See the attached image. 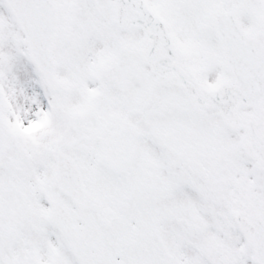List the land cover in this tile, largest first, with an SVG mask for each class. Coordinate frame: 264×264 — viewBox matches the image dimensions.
Returning <instances> with one entry per match:
<instances>
[{
	"label": "flooded vegetation",
	"instance_id": "1",
	"mask_svg": "<svg viewBox=\"0 0 264 264\" xmlns=\"http://www.w3.org/2000/svg\"><path fill=\"white\" fill-rule=\"evenodd\" d=\"M135 51L136 50L133 52L135 53ZM138 51L142 53L143 49L139 48ZM127 63L134 74L141 72L142 58L139 60L138 57L131 56L127 59ZM84 69L88 70L91 74H95L91 65H84ZM121 69H124L123 61H117V65H109V62H106L102 69L96 68L97 73L95 76L103 81L101 87L102 93L99 96L104 97L105 103H109L108 106L111 110L101 122L100 132L97 134L100 143L97 146L87 144L84 148L85 151L81 152L79 159L85 161L86 164V160L90 159L91 156H97L99 154L98 152L101 151L102 158L96 159H103L110 167L115 166L122 169L123 175H125V183L122 184L121 179V182L117 184L120 193L119 199L126 203L134 214H138L140 226L145 229L146 237L150 239L152 245H154V234L156 233L155 222L158 213L164 215L167 207L174 204L176 207H181V214L183 215L184 210L188 209L189 206V191L185 187L183 181L181 185L175 186L162 174L157 173L154 165H145L140 161L139 150L143 147L137 142L140 131L138 124L135 122V118L140 110L134 108L127 111L126 106L124 108H118L117 105H112L114 98L112 99L111 97L114 89H110V86H112L110 80L114 77L118 78V70ZM79 73L80 71L77 72L76 75H79ZM108 80L110 81L109 85L107 82ZM72 102L74 107V112L71 115L72 119L77 120V118L80 117L82 120H85L88 116V112H91L93 96L81 97L75 94L72 98ZM79 104L84 108V112L82 113L77 111ZM203 113L204 112H201V114ZM167 128L168 131L160 133L162 143L168 149L166 151L168 152L167 157L169 158V164L164 165V170L168 173L171 172L174 162L178 169V160H180L183 180L187 181L190 164L189 151L175 129L173 127ZM184 132L190 133V130L187 128ZM149 158H153V156L144 155V159L148 160ZM82 164L84 165V162H82ZM234 169L235 168H233V170ZM85 170L87 186L95 189L98 183L97 180L93 179V176H91L93 167L85 165ZM142 172H145L147 176ZM179 192L181 194L180 206L177 204L178 201L174 200L176 193L178 196L177 198H179ZM131 204L134 206H131ZM73 217L75 218V213ZM39 220H41L40 216ZM185 221L188 220L185 219ZM104 222L109 225L107 219H104ZM87 233L90 236L89 241H87V237L79 235L75 240L70 241V245L71 248L77 252V245L83 244L86 249H88L90 261L95 263L99 260L98 254L100 252L95 247L93 228L87 227ZM53 237H55L54 234Z\"/></svg>",
	"mask_w": 264,
	"mask_h": 264
},
{
	"label": "rangeland",
	"instance_id": "2",
	"mask_svg": "<svg viewBox=\"0 0 264 264\" xmlns=\"http://www.w3.org/2000/svg\"><path fill=\"white\" fill-rule=\"evenodd\" d=\"M253 1H255L253 8L262 12L264 0H252V5ZM89 3L94 5V0H90ZM10 19L7 17L0 20V102L7 118L17 127V121L29 125L31 121L48 116L50 110L41 98L42 79L30 61L24 35L15 21L12 22ZM53 137L51 130H48L47 138ZM224 209L223 207L222 212ZM208 213L213 215V209L209 208ZM216 228L219 229V224H215L209 232ZM189 247L191 249L193 247L190 241ZM245 247L244 241L239 242L237 254L230 256L231 264H256L253 254ZM188 259L192 263L190 256ZM230 263L227 260L223 262Z\"/></svg>",
	"mask_w": 264,
	"mask_h": 264
},
{
	"label": "water",
	"instance_id": "3",
	"mask_svg": "<svg viewBox=\"0 0 264 264\" xmlns=\"http://www.w3.org/2000/svg\"><path fill=\"white\" fill-rule=\"evenodd\" d=\"M144 13H145V11H144ZM143 17L144 16H142V18ZM227 33H228V30L224 34L225 35V39L226 40H230V35L227 34ZM54 38H55V33L50 35L51 45H52V43L54 41ZM242 41H245V40L242 39ZM228 47H229V51H230L231 50V45L228 44ZM257 54L263 56L264 55V51H261L260 53H257ZM228 56H229V60L228 61H229L230 65H232L234 70H235V72H237L238 71V64L234 63V61L232 60V56H231L230 52H229ZM36 59L38 61L40 59V57L38 56V53H36ZM227 89H228V87L225 88L226 91H227ZM261 96H264V92L262 93ZM229 97H230V99L228 101L229 103H234L236 101L240 102V101H243L244 97L247 98L246 93L244 91H241V93H235L233 95H230ZM253 101H255V98L254 99H249V102H247V103H251ZM221 104H224V102H221ZM252 151L255 154H259L258 150H255V149L252 148ZM256 238H257L256 240H253V244L255 245L256 250H257V257L259 258L261 264H264V233H261L260 235H257Z\"/></svg>",
	"mask_w": 264,
	"mask_h": 264
}]
</instances>
